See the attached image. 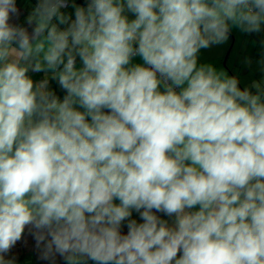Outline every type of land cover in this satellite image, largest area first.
I'll return each instance as SVG.
<instances>
[{
    "label": "crops",
    "instance_id": "obj_1",
    "mask_svg": "<svg viewBox=\"0 0 264 264\" xmlns=\"http://www.w3.org/2000/svg\"><path fill=\"white\" fill-rule=\"evenodd\" d=\"M0 7V45L15 57L4 61L8 69L0 82V215L68 216L76 206L79 214L108 211L141 234L175 239L173 264H191L194 257L204 264H264V0H0ZM56 8L58 16L73 15L58 23L48 15ZM3 14H14L13 33ZM91 20L98 27L89 29ZM114 31L129 32L127 48L112 42ZM23 33L31 36L26 45L18 37ZM187 38L185 54L168 52ZM207 42L218 48L215 58L187 59ZM134 47L141 53L134 56ZM157 56L164 71H173L171 78L153 77L131 92L133 70L146 69ZM19 65L16 76L35 79L45 96V117L36 120L22 105L13 79ZM200 69L204 78L197 82L193 74ZM87 79L127 93L116 118L105 107L110 97L96 107L82 91ZM182 102L192 111L184 113ZM150 104L157 119L176 120L162 119L161 128L150 124L141 113ZM79 119L83 125L72 136ZM155 128L165 132L162 139ZM137 138L144 144L125 149V161L111 158L114 145L122 153ZM139 168H152L146 173L158 181L135 177ZM213 168H227L228 180L211 174L209 189L200 193L195 175ZM34 242L38 248L16 251L26 254L20 264H67L60 253H46L51 247L45 239ZM11 255L0 252V264H19L9 262Z\"/></svg>",
    "mask_w": 264,
    "mask_h": 264
},
{
    "label": "trees",
    "instance_id": "obj_2",
    "mask_svg": "<svg viewBox=\"0 0 264 264\" xmlns=\"http://www.w3.org/2000/svg\"><path fill=\"white\" fill-rule=\"evenodd\" d=\"M91 8L96 13H99V11L101 9L100 6H98L95 3L91 4ZM99 15L103 16L102 14H99ZM98 25H99V23H97V21L91 20L88 24V27H89V29H91V28L98 27ZM105 26L106 27H104V28H108L107 30L111 29V25L109 23H106ZM18 37L21 38L20 40L23 43V45H26L27 43H29L31 41V36L29 33H23V35H20ZM115 38H118V40L115 41ZM111 40L115 45H118V47L123 48V49L127 48V46H129V42H131V38L129 37L128 31L127 32L114 31L112 34ZM23 51H22V53H26ZM132 53L134 56H136V55L141 53V50L137 47H134ZM156 58H161V57L157 56ZM161 59H163V58H161ZM71 61L73 62L72 59L68 60L69 66L74 65V62H73V65L70 64ZM150 64H151V62L148 64V66L144 70L143 69L139 70L140 69L139 67L137 69L133 70V74H132V83L133 84H132V87L130 88L131 92L132 91L135 92L137 89L140 88V86L143 84L144 81L150 80L153 77H159L163 80L167 79L166 73L163 70V68H162V72L160 74L155 73L150 78L147 77V74H148L149 70L151 69ZM19 72H21L20 65L15 70H13V79L15 80L16 89H17V92L20 96V100H21L22 105L25 106L27 109L32 110L33 114H35L36 120L40 119L43 115L45 117V113H46L45 107L47 106V104L44 103L45 96L42 95V92L40 91V89L37 85V81L31 77H28L27 75H24V74H20V75H23L24 78L16 76V74ZM82 91H84V93L87 94V97L89 100H91L93 103H96V105H95L96 107L102 106L104 100L106 98L110 97V99L108 100L107 105L105 107L107 108L109 117H113V118H116V116H117L116 107H118L119 103L121 101H123V99L128 98L127 93L124 91H113V92H111L109 90L96 87L95 82L91 79H87L82 84ZM55 94H57V92ZM99 98H100V100H99ZM180 100H182V98ZM186 105H188L187 106L188 109H185L184 106L182 105L183 112L187 113L189 111H192L193 105H192V107H191V104H186ZM79 112H81V109L79 110ZM82 112H83V110H82ZM83 113H85V112H83ZM77 114H78V110H76L74 112V115H77ZM20 116L22 117V119L24 118L23 113L20 114ZM82 121L84 122L83 119L78 120V124L75 127L77 129L76 132L70 133L72 136H76L79 133V131L83 125ZM133 125H134V122H131V125L129 127L131 128L132 133L136 134V136H138L139 132L133 128ZM139 141H140V138H139ZM113 150H117V145L113 146ZM123 152H125V150ZM221 152H223V150H221ZM226 155L228 156L227 153H226ZM202 156H203L202 153L198 155L199 158H202ZM222 159L224 160L223 157H222ZM227 170H228L227 168L223 169V170H218L217 171L218 176L221 177L219 175V173L222 171H227ZM211 174L212 175L215 174L214 169L208 170L205 173V175H200L202 178H204V180H202L201 182L207 186L206 191L209 189L207 182H208L209 176ZM206 177H207V179H206ZM221 178L228 180V174L225 177H221ZM194 181H195V185L197 186L198 191L200 192L201 188L199 187L197 180L194 179ZM232 186L238 187L234 184H232ZM206 191H203L200 193H204ZM72 192H74V191H72ZM90 218H92L94 220V222L104 225V228L106 226L107 227L110 226V228H111L110 231L104 232V235L101 236L99 242L95 243V247H96L95 253H97V254L86 253L87 249L85 247H81L77 250L75 248L72 249L75 241L74 242L69 241L67 245L69 246L70 244H72V248L67 249V245L65 242V239H67V238H63L64 235L60 237V236H58L57 233L60 232L61 230H65L66 232L69 233V236L71 235L72 237H77L79 234L77 229L80 228V225L83 222H85V220L87 221ZM119 226H122V228H120ZM93 227H94V225L92 224V225H90V228H87V230H89V229L91 230V228L93 229ZM71 229L74 231L71 232ZM30 230H33L32 231L33 232L32 235H34L33 236V242H34V240L37 242L40 240L42 241V239H40L39 237H49L51 239L56 240L57 242L61 241V243H57V245H59V248L56 249V252L58 254L60 253L61 259L64 262H66L67 257L70 254H72L73 251H75V252L81 251L82 252V250H86L85 252H82V253H84V258H85L84 261L85 262H87V263H89V262H95V263L108 262L110 264H117V262H118L116 258L115 259H112V258L109 259L111 257V255L109 256V253H111V250H115V252H116V250L123 252L125 250V248L127 247L125 245L119 246V244H117V246L119 248H122V249H118L117 246H115L112 242H110L112 237L113 238H120V240H124V238L126 239L128 236L129 237L128 240L132 242V240H133L132 238H134L136 236V234H138V235L141 234V232L137 231L135 228L133 230L131 227H129V223L126 220L118 218V217L110 214L108 211H102V210H97V209H91V210L83 212L82 214H77L74 216H66V215L44 216L42 214H34V213H30V212H27V213H25V212L24 213L23 212H17V213L16 212H4L0 215V242H4V241H8V240H15V239H23V240L29 241L30 237L32 236V235H29ZM92 232H94V234H95L96 228L93 229ZM153 235L156 237L155 233ZM62 238H63V240H62ZM156 239H157V237H156ZM163 239H159V242ZM164 241H167V240L165 239ZM157 247L158 246H156V244H155L153 249L155 250V249H157ZM105 249H106V255L104 257L101 254H99L98 252H101ZM0 252L3 253L6 251L0 250ZM11 252H13L12 249L9 251V253H11ZM122 252H121V256L124 255L123 254L124 252L123 253ZM25 255H26L25 253H22V254L16 253L14 255H11V257L9 258V262H16V263L20 264L24 260ZM52 257H53V255H52Z\"/></svg>",
    "mask_w": 264,
    "mask_h": 264
},
{
    "label": "rangeland",
    "instance_id": "obj_3",
    "mask_svg": "<svg viewBox=\"0 0 264 264\" xmlns=\"http://www.w3.org/2000/svg\"><path fill=\"white\" fill-rule=\"evenodd\" d=\"M6 6H8V4H6ZM1 9L2 8L0 7V10ZM51 9H53V8H51ZM51 9L49 10V12L51 14H48V15L51 16V17H53L55 15L54 18H57L58 23H63V22L65 23L66 22L65 20L68 19L69 17H71L70 15H73V14H65V15H62V16H58L57 14H59V11H58L59 9L56 8L57 10H55V11L51 10ZM12 11H13V9H12ZM3 16H4V18H2V20H3L4 25L5 26L9 25L12 28V30H11V32H12L14 30V28H15V26H14V23H15L14 14H3ZM221 44L223 45V41L221 42ZM60 47H61V45H59V48ZM186 49H184V51H183L184 53L183 54H185V50ZM59 52H61V50H59ZM69 52L76 54L74 52V50H71ZM7 53H8V50L5 49L2 45H0V64L4 63V61H6V63H7V61L8 62L15 61V57L9 58V57H7ZM218 53H219L218 48L214 47L212 45V43L207 42L201 48H199V49L196 48V49L192 50L191 54L188 55L187 59H190L191 57H193V55H196L198 58H199V56H203L204 60H206V59L215 58ZM178 59L179 60H184V55L180 56ZM78 60H79V58H78ZM3 66L4 67L2 68L1 74H0V82L2 80V74L3 73L7 74V69H8V65L7 64L4 63ZM63 69H66V67H63ZM85 70L87 71V68H85ZM165 73L170 78H171V75H173V71L171 69H169V72L165 71ZM228 73H229V70H228ZM8 74H9V71H8ZM203 78H204V72H203L202 69L197 70V72L195 74H193V80H195L197 82L203 81ZM233 78H234V81L237 82V75L236 74H235V77H233ZM195 84L196 83H194V81H193V85H195ZM206 85L207 84H203V87L206 86ZM168 98L170 99V97H168ZM150 101L151 102H155L154 99H152V100L149 99V103H150ZM78 102H79V104H81L83 102V100L80 99ZM152 104L155 106V103H152ZM149 109L150 110H142L143 111V112H141V113H143L142 116L145 118V120L149 119L150 124L156 123V127H160V125H163L162 119H165V124L166 123H172V122H174V120H176V116L175 115L160 116V118L157 119L158 115L151 114V112H150L151 110H153V109H151V104L149 105ZM185 123L188 124L187 121H185ZM156 132L159 133V138L162 139L163 135L165 134V132L159 131L157 129H156ZM116 133L121 135V138H123V134H122L121 130H116ZM169 135H171V134H169ZM128 136H129L128 140H130L132 138V135H128ZM142 144H144V143L143 142H138V139H137V142L135 141V145H134V143H131V144L128 143L127 145H124L123 148H124V150L125 149L133 150V149H136L137 147L139 148L140 145H142ZM108 149L109 148H106V150H108ZM175 150H176V148H175ZM114 152L117 153V154H115L114 157H111L113 159L115 157H119V158H121L122 161H125L126 160L124 158L125 155L130 157L129 154H126V152H123V151H122V153L117 151V150H115ZM199 152H201V150H194L193 154L194 153H199ZM175 153L176 152H174V154ZM183 156H185V155L183 154ZM133 157H134V160H136L138 158V156H136V155L135 156L133 155ZM193 159H194L195 162H199L200 161L202 163V161H203V160H197L195 157H193ZM109 161H111V159H109ZM142 168H139V169L135 170V173H134L135 177L142 178V179H144L146 181H154L156 179V178H154V174L153 175L151 174V176H150V173H146V172H153L152 168H144V169H142ZM163 169H164V166H161L159 170H163ZM213 169H217V168H213ZM107 170L110 171V169H107ZM146 174H149V176L146 177ZM142 175H144L145 177L142 176ZM192 175H193V173L191 172V174L189 176V179H191ZM214 175L216 177L218 176L217 173H215ZM155 181H158V180L156 179ZM76 208H77V206H76ZM76 208L74 210H72V212L68 208V210H66L68 212L67 215L68 216H73V215L79 214V212H78V210ZM54 209H55V211H58V208H54ZM59 209L61 210L62 208H59ZM110 214H111V212H110ZM92 224L94 225L93 229L96 228L95 234H94V232H92L93 231L92 228H91L92 231L90 229L87 230V228H90V225H92ZM119 227L122 228V226H119ZM77 230L79 232L77 237H72L71 235L69 236V233L66 232L65 230H61L57 234L60 237L64 235L63 238H67V239H65L66 245L68 244L69 241H71V242L75 241V243L73 244V248H72V244H70L69 246L67 245V249L68 248L69 249H71V248L74 249L75 248L77 250V249H79L81 247H85L87 249V251L86 250H82V252L86 251V253H88V254H90V253L91 254H97V253H95L96 252L95 243L99 242L101 236L104 235V232L110 231L111 228H110V226L109 227L106 226L104 228V225L98 224V223L94 222V220L92 218H90L87 221L85 220V222H83L80 225V228L77 229ZM72 231H74V230L71 229V232ZM33 236L34 235H32L30 237V239ZM39 238L40 239H45L47 241L48 245L52 248V249L50 248L51 252H49L50 249L48 248L46 250V253L54 254V255L57 254L56 249L59 248V245H57V243H61V241L57 242L56 240L51 239L49 237H39ZM63 238H62V240H63ZM128 238L129 237L127 236L126 239L124 238V240H120V238H113L112 237L110 242H112L115 246H117V244H119V246L120 245H123V246L125 245L127 247L125 248V250L123 249L124 253L122 251H117L116 250V252H115V250H111V253H109V256L111 255V257L109 259H111V258L115 259L116 258L117 261H118L117 264H173L174 263L173 260L176 257V256L174 257V253H175V250H176L174 248L176 247V245L173 244V242L176 241L175 239H171L169 241H164L165 239H163L160 242H157L156 240H159V239H156V237L153 234L152 235H144L143 233L139 234V235L136 234V236L134 238H132L133 239L132 240L133 243L131 241H129ZM30 239H29V241L23 240V239H15V240H8V241L0 242V250H5L7 253H9V251L12 249L13 252H11V254H16V251L20 252L21 248L23 250L27 249V247H29V250H31V249L34 250V248H38V244H36L33 241L30 242ZM42 244H44V243H42ZM155 244L158 247H157V249L154 250L153 248H154ZM117 248L118 249H122V248H119L118 246H117ZM82 252L81 251H77V252L73 251V253L70 254L67 257L66 263L67 264L68 263H71V264H94L95 263V262H89V263L85 262L84 261V259H85L84 258V253H82ZM121 252L124 255L121 256ZM98 253L105 257L106 249L101 251V252H98ZM36 259L39 261L38 258H36ZM215 259L216 258L211 259V261H213ZM0 262L3 263V260H0ZM200 262L202 264H204L206 262V260L203 259V258L202 259H196L195 257H194V259L190 260L191 264H193V263L194 264H200ZM95 264H99V263H95Z\"/></svg>",
    "mask_w": 264,
    "mask_h": 264
},
{
    "label": "built area",
    "instance_id": "obj_4",
    "mask_svg": "<svg viewBox=\"0 0 264 264\" xmlns=\"http://www.w3.org/2000/svg\"><path fill=\"white\" fill-rule=\"evenodd\" d=\"M118 38H115V41H117ZM191 41V39L187 38L185 40V42L183 44H181L180 46H176V47H169L168 48V52L174 56H179L182 54L183 50L185 49V47L188 45V43ZM163 63H164V60L161 59V58H156L153 62H151L150 66H151V69L149 70L148 74H147V77H151L153 74L155 73H158L160 74L162 72V67H163ZM71 65H73V62L71 61L70 63ZM182 101V100H181ZM183 103V106L185 109H188V105L184 104ZM192 107V106H191ZM76 128L73 129V133L76 132ZM221 156L226 159L228 158V156L226 155V153L223 151L221 152ZM60 163H61V160H58ZM228 174V171H222L219 173V175L221 177H225L226 175ZM195 180H197L198 182V185L199 187L201 188V191L200 192H203V191H206L207 189V186L204 185L201 181L204 180V178H202L200 175H195Z\"/></svg>",
    "mask_w": 264,
    "mask_h": 264
},
{
    "label": "water",
    "instance_id": "obj_5",
    "mask_svg": "<svg viewBox=\"0 0 264 264\" xmlns=\"http://www.w3.org/2000/svg\"><path fill=\"white\" fill-rule=\"evenodd\" d=\"M200 7V5H198ZM201 11V10H200Z\"/></svg>",
    "mask_w": 264,
    "mask_h": 264
}]
</instances>
